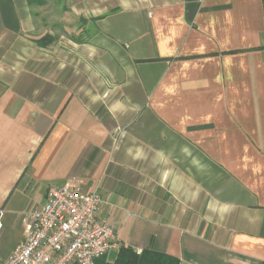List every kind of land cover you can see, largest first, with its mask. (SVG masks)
Listing matches in <instances>:
<instances>
[{
    "label": "crops",
    "instance_id": "1",
    "mask_svg": "<svg viewBox=\"0 0 264 264\" xmlns=\"http://www.w3.org/2000/svg\"><path fill=\"white\" fill-rule=\"evenodd\" d=\"M70 180L116 258L264 264V0H0V264Z\"/></svg>",
    "mask_w": 264,
    "mask_h": 264
},
{
    "label": "built area",
    "instance_id": "2",
    "mask_svg": "<svg viewBox=\"0 0 264 264\" xmlns=\"http://www.w3.org/2000/svg\"><path fill=\"white\" fill-rule=\"evenodd\" d=\"M96 191L82 192L70 180L49 185L43 204L31 210L23 240L1 264H95L117 247L114 225L97 216Z\"/></svg>",
    "mask_w": 264,
    "mask_h": 264
},
{
    "label": "trees",
    "instance_id": "3",
    "mask_svg": "<svg viewBox=\"0 0 264 264\" xmlns=\"http://www.w3.org/2000/svg\"><path fill=\"white\" fill-rule=\"evenodd\" d=\"M36 1V0H33ZM47 36L42 37L45 39ZM40 39V41H41ZM177 260L167 255H159L143 251L138 254L130 247H119L118 256L111 264H177ZM95 264H109L104 261V255L94 260Z\"/></svg>",
    "mask_w": 264,
    "mask_h": 264
},
{
    "label": "rangeland",
    "instance_id": "4",
    "mask_svg": "<svg viewBox=\"0 0 264 264\" xmlns=\"http://www.w3.org/2000/svg\"><path fill=\"white\" fill-rule=\"evenodd\" d=\"M117 131H119V130L117 129L116 132ZM117 134H118L117 138H119V133H117ZM117 138H116V140H118ZM107 258H108L109 261H114V259L116 258V251L115 250H110L109 253H108Z\"/></svg>",
    "mask_w": 264,
    "mask_h": 264
}]
</instances>
